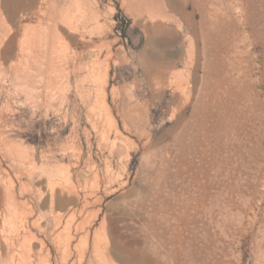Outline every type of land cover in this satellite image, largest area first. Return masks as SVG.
Wrapping results in <instances>:
<instances>
[{"label":"rangeland","instance_id":"1","mask_svg":"<svg viewBox=\"0 0 264 264\" xmlns=\"http://www.w3.org/2000/svg\"><path fill=\"white\" fill-rule=\"evenodd\" d=\"M155 1L167 16L126 0H55L45 9L58 25L86 12L94 31L91 51L61 38L80 53L63 72L50 64L58 51L36 61L24 47L37 3L0 0L1 213L11 202L49 223L37 230L49 264L66 231L57 214L93 232L104 221L108 248L142 250L148 264H264V0ZM46 167L73 183L60 206L43 203ZM73 233L88 264L93 234Z\"/></svg>","mask_w":264,"mask_h":264},{"label":"bare ground","instance_id":"2","mask_svg":"<svg viewBox=\"0 0 264 264\" xmlns=\"http://www.w3.org/2000/svg\"><path fill=\"white\" fill-rule=\"evenodd\" d=\"M33 1L34 3H37V7H39V12L37 14L35 13V16L37 20H39L40 25L38 27L34 26L33 28L27 27V26L26 28L24 27L25 41L24 40L23 41L25 42L26 46L22 44L21 45L22 47L24 46L27 51L29 50L30 56H32L36 61H39L43 57H45L46 53H48L50 50L53 53L58 51L57 52L59 54L58 60L56 59L53 62L50 61V64L52 65V67L54 66L60 67V70L64 72L69 65L68 57L69 56L77 57V55L80 53H78L77 51H73V53L71 54L70 49L65 47L62 43H59L61 38H67L73 42H78V41L81 42L82 47L84 48L83 51H91L93 46H95V42L91 38L92 33L94 32L93 28L90 30H87L86 25H85L87 20H89V16L85 12L82 14V17H80L76 21L71 19L70 17L64 18L63 21L65 22V24L60 26L58 25L57 15L53 13V10H50L48 12L45 9L46 7L54 9L55 0H33ZM126 1L128 2L130 1V3H134L133 4L134 7L135 6L142 7L140 8V9H143L141 11H147L148 16L152 20L157 19L158 16H162V17L167 16L166 15L167 12L164 11L165 10L164 8L166 7L162 6L163 7L162 9L161 6L156 4L155 0H126ZM49 2H50V6H46L47 3L49 5ZM14 12H16L15 9H14ZM139 12L140 11H138V13ZM8 15H9V18L12 20V22H13V19H17L16 14H14L11 11L9 12ZM99 17H100V14L98 11H96L92 16V18H95L96 21H98ZM0 25L3 26V24H0ZM12 29H13V26H12ZM5 32L3 33L6 34ZM4 40L0 42V57L3 56V58L6 54V48L4 49V45H5ZM97 50H99L97 51V54L101 55L102 48H99ZM19 72H21V70H19ZM23 79H24L23 80L24 82H28L25 78ZM46 169H49V168L46 167ZM54 176H56V174H54V171L49 169L48 170L49 180L47 179L49 182L45 184V186L43 187L42 196L44 197V201L43 200L42 201L43 203L49 202L50 205L60 206L62 200H64L65 197L69 198L72 196V194H74L72 190L73 183L71 182L70 175L68 176V174L64 172L60 174L61 180L63 181H60L59 184L58 182H56V180H53ZM204 188H206V186ZM204 190H208V188ZM207 197H210V196H207ZM63 202L62 204H64ZM12 206L13 205L10 202L8 204V208L6 207L7 209L2 210V213L0 210V213L2 214V219H3V224L2 225L0 224L1 225L0 226V264H49L47 263L48 261L46 262V258L47 256L51 254V251H50L51 249L48 247L45 238L39 236V233L37 232L38 229L41 231H47L49 229V223L47 224L44 223L41 217L39 216L36 218L35 217L34 218H30V217L20 218L18 215L19 213L18 212L16 213L15 210L11 209ZM71 217H64L61 214H57L55 217V220H54L56 224L55 227L60 229L59 226L62 224L64 225V228L66 229V231H64L63 233H61L60 232L61 230H59V233H57L55 237H53V238H57L56 240H58L57 241L58 243L57 244L54 243V244L57 245L56 249L58 253H60L59 255L60 258L58 257L59 260L56 259L55 264H82L83 259L86 256L85 252L88 249V242H86V244L85 242H83L84 248L82 249L80 248L81 246H83L82 244H80L79 245L80 247L78 248L77 247L78 244L76 242L73 243L74 239H77L75 237L76 235L74 236V233H73L74 229L76 233L82 232V234H80L82 236L79 237L80 241H82V239L84 240V238H85L84 241H88L93 234V253L91 257L88 259V264H95L94 263L95 260H97L98 264H112L115 258H117L118 260H121L124 264H148L150 263L149 256L142 250L135 252L131 249L133 251L132 252L130 249L120 248L115 243L114 245L111 246L112 247L111 249L108 248V239L106 237L107 233L105 230L106 228H105L104 221L100 224V227L96 228L93 232L90 226L87 227L85 225L86 221H80L75 224L74 223L75 220L74 221L73 219L71 220ZM84 220H86V218ZM103 230L105 231L106 234L103 233ZM74 249L80 252L79 263H77V259L75 258L71 260V256L74 253L73 252ZM36 253H38V256L36 255ZM185 254L187 256V253ZM188 255H189V252H188Z\"/></svg>","mask_w":264,"mask_h":264}]
</instances>
